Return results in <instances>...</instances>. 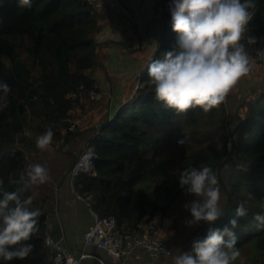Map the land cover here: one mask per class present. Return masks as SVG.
Listing matches in <instances>:
<instances>
[{
  "label": "trees",
  "instance_id": "16d2710c",
  "mask_svg": "<svg viewBox=\"0 0 264 264\" xmlns=\"http://www.w3.org/2000/svg\"><path fill=\"white\" fill-rule=\"evenodd\" d=\"M172 2L156 1L157 7L164 11L152 62L178 48V37L172 30ZM255 3V15L241 41L246 51L253 53L264 46V0ZM105 8L103 5L94 9L77 0H30V6L24 7L18 6V0H0V45L4 48L1 55L10 62V76L5 81L11 89L7 107L0 110L3 191L18 192L22 199L31 197L21 180L22 150L36 148V141L27 139L23 133L26 118L35 137L50 128L53 139L61 132L68 138L73 133L67 130L73 109L77 106L84 109L81 100L85 94L99 91L92 74L98 67L97 40L106 27L99 14ZM248 36L255 37L256 43L249 45ZM2 65L0 60V68ZM108 75L105 80H109ZM3 79L4 75H0V81ZM148 81L147 68L139 78V87L127 92L123 104L99 126L92 140L94 175L81 173L75 180V191L80 196H91V211L100 217L112 216L116 230L128 235L137 231V226L152 223L156 216L161 219L168 216L176 199L185 194L178 181L182 170L210 167L220 181L225 200L222 215L211 225L206 223L196 240H203L209 227L222 228L235 218L236 247L239 251L244 246L252 248L249 264H264V229L258 230L254 220L255 215L264 214V92L242 102L231 127L234 121L226 118L223 109L228 96V100L207 113L197 107L176 115L156 100L154 86ZM71 93L75 97H70ZM162 132L172 139L168 149L176 148L177 141L184 139L182 164L176 174L161 175L151 190L147 185L137 188L136 183L149 172L172 163L165 156L163 138H157ZM225 166L229 175H224ZM242 201L247 215L237 217L236 209ZM29 207L41 213L37 218L38 230L25 242L33 245V251L24 260L7 264L47 263L45 211L33 202ZM259 251L261 254L256 255ZM0 264L6 262L0 260ZM233 264L240 263L236 259Z\"/></svg>",
  "mask_w": 264,
  "mask_h": 264
},
{
  "label": "clouds",
  "instance_id": "9594fccd",
  "mask_svg": "<svg viewBox=\"0 0 264 264\" xmlns=\"http://www.w3.org/2000/svg\"><path fill=\"white\" fill-rule=\"evenodd\" d=\"M18 6H30V0H18ZM256 7L255 0H173L172 30L177 34L178 48L148 66V83L154 86L155 98L164 108L176 115L197 107L207 113L225 101L251 70L250 56L241 41ZM247 43L255 44L256 38L248 36ZM10 91L9 85L0 81V110L7 107ZM53 136L50 128L38 136L37 148L48 150ZM184 142L177 141L178 145ZM48 178V170L40 164L30 165L26 177L21 176L25 189L42 185ZM178 181L185 194L194 197L184 205L192 217L189 226L201 221L211 225L222 215L220 181L212 168L184 169ZM0 195V260L7 264L31 254L33 245L25 242L38 230L37 218L41 213L30 209V197L22 199L18 192L3 191V180ZM245 215L242 201L236 216ZM254 220L258 230L264 229V214L255 215ZM237 226L234 218L222 228L209 227L203 240L194 241L191 252H178L173 257V264H233L240 256L233 231Z\"/></svg>",
  "mask_w": 264,
  "mask_h": 264
},
{
  "label": "crops",
  "instance_id": "0c3cea01",
  "mask_svg": "<svg viewBox=\"0 0 264 264\" xmlns=\"http://www.w3.org/2000/svg\"><path fill=\"white\" fill-rule=\"evenodd\" d=\"M97 1L101 2V6L105 5L106 7L102 10L101 15L99 14V19H105L106 27L99 34L96 44L99 50L104 49L105 51V64L106 66L109 65L107 67L111 69L113 63L118 59L120 60L124 55L128 56L131 65L137 66L133 72L137 76L134 80L138 79V83L139 78L152 62L150 50L154 51L159 45L161 19L157 21V0ZM248 54L250 56V64H253L251 62L253 51H249ZM253 70H250L242 78L252 76ZM100 71L96 69L92 74L99 91L102 90L100 84L106 83L105 79L108 75V71H102V75L99 74ZM108 76L110 78V75ZM134 86L135 84L129 85L125 92H130L137 84ZM228 98L230 100L229 94ZM228 98L226 99L228 100ZM83 99L81 100V104L84 105V109L81 111L82 118L74 119L73 122L76 127L71 136L65 138L66 134L61 132L46 151L39 150L37 146L31 152H27L25 149L22 150L24 156L23 176L26 177L30 165L40 164L48 170L49 178L46 183L29 187L32 202L36 207L42 206L44 208L46 235L62 241L65 247L72 250H79L82 247V235L92 225V214L88 208L92 198L89 195H78L74 189L75 182L73 187L70 186L69 170L84 152L89 149L95 152L92 147V140L99 132V126L106 122L107 119H110L111 115L117 111L120 104H123V101L127 98L126 96L117 98L114 103L112 101L113 98L107 99L110 101H108L106 111L101 116L98 113L96 114L94 110L96 106H100L106 99L102 97L96 105L90 104V106L89 102L85 100V96ZM25 126L26 129L23 132L25 137L30 140L35 138L36 134L28 117L26 118ZM35 141H37V137ZM85 173L90 174L89 172ZM90 175H94V172ZM63 177L65 179L61 182ZM89 197L90 200L88 199ZM180 222L177 221L178 224ZM169 223L167 216L163 219L156 216L152 222L156 228L159 227L162 231V238L173 251L170 257L151 260L143 252L137 250L128 256L122 257L121 261L117 263L111 260L104 252L94 247H89L87 252L94 258L89 257L82 261L81 264H173V257L177 254H174L175 247L172 241L175 236L174 230L171 228V223L167 226ZM190 246L191 244L189 248ZM51 253L52 250L46 248L45 259L47 261Z\"/></svg>",
  "mask_w": 264,
  "mask_h": 264
},
{
  "label": "rangeland",
  "instance_id": "374dc122",
  "mask_svg": "<svg viewBox=\"0 0 264 264\" xmlns=\"http://www.w3.org/2000/svg\"><path fill=\"white\" fill-rule=\"evenodd\" d=\"M162 14L163 12L160 14V16H158L157 21L161 19ZM3 50L4 48L0 45V60H3V65L0 68V75H4L3 82L8 84V82L5 80L8 79L10 76V71L8 68L10 66V62L8 59L4 58L1 55V52ZM100 50L97 47L95 51V55H96L95 59L96 62L98 63L97 69L101 70L99 73L100 75H102L101 74L102 71L103 72L108 71L110 78L109 80H106V83L100 84V86H102V90H100L101 92L100 91L98 92L101 95V99L103 97L106 100L105 102L103 101L100 106L95 107L94 111L96 114L98 113L99 116H101L106 111L108 101H110L107 99H109L110 97L113 98L112 101L114 103L116 102L117 98L120 97L123 98L127 94V92H125L126 91L125 88L128 87L129 85L135 84L136 86L137 84L136 87L134 86L135 88H133V90H136L139 87L138 86L139 83H137L138 79L134 80L137 76H135V73L133 72L137 66L131 65V61L128 59L129 58L128 56L124 55L120 60L118 59L115 63H113L111 69H109L108 68L109 65H107L108 66L107 67L105 64L106 62V55L104 53L105 51L104 49H100ZM153 52H154L153 50L152 51L150 50V55H152ZM251 62H253V64H250L251 70L254 69L252 76L241 78L237 82V84L233 87V89L229 93L230 100H228L223 107L226 114V118H230V120L233 119L234 121L233 123L231 122V127L235 124V115L237 114L238 112L237 109H239L242 102L243 101L246 102V99L248 97L249 98L251 97L250 99H252L253 98L252 96L257 95L260 91H264V62L261 64L257 63L254 58V53L252 54ZM88 104L89 106L90 104L96 105V103H91V102H89ZM82 109L83 108H81L80 106L75 107L70 115V119L71 120L79 119L80 117L77 115L78 113L77 111L81 112ZM24 129H26V126L24 127ZM229 130L230 129L228 128V131ZM183 132L184 131H181V133ZM158 137L163 138L162 145L165 149L164 150L165 156L169 159H172V163L163 169L158 168L154 171L149 172L146 176H144L141 180H139L136 183L137 188L144 187L147 185L150 187L149 190H151L154 185L153 182L154 181L159 182V180L161 179V175L170 176L171 174H176V172H178L179 170V166L182 164V162L180 161V154L182 153V145H178L176 148L169 147L168 149L167 145L172 139L163 136V132L157 135V138ZM35 138L31 140L34 141ZM188 143L191 142L189 141ZM35 149L36 148L25 149V151L31 152ZM229 173L230 170L227 169L224 175H229ZM224 200H225V196L223 194V191L221 190V199L219 201L220 209L222 208ZM190 201H191V195L183 194L176 199L172 207H170V209L168 210L167 219L170 221L171 228L174 230L175 236L172 238V241L175 247L174 254L177 255L178 252L184 253V252L192 251V245L194 241H196V239H198L200 235H202V227L205 226L203 221H201L198 225L189 226L188 221L192 220V217L190 211L186 210L184 205L186 203H189ZM177 221L178 222L181 221V222L178 224ZM170 223L167 224V226L170 225ZM190 244L191 246L189 248ZM251 250L252 248L244 246L239 251L240 256L237 258V260L239 261L240 264H249L252 261ZM171 252L173 254L172 250ZM260 254H261L260 251L256 253V255H260Z\"/></svg>",
  "mask_w": 264,
  "mask_h": 264
},
{
  "label": "built area",
  "instance_id": "2783aa9c",
  "mask_svg": "<svg viewBox=\"0 0 264 264\" xmlns=\"http://www.w3.org/2000/svg\"><path fill=\"white\" fill-rule=\"evenodd\" d=\"M77 1L87 3L94 9L102 5L97 0ZM162 11V8L159 7L158 16H160ZM254 58L259 64L264 62V46L258 47L254 51ZM70 97H75V94L71 93ZM100 99V93L94 90L88 91L85 95V100L91 103H97ZM77 112V115L82 118V113L80 111ZM72 121L74 119L68 121L67 130L69 132H73L76 127ZM94 158L95 152L90 149L81 155L68 173L70 186L73 187V183L80 173L89 172L93 166ZM88 199L90 200V197ZM88 208L92 214V225L82 235V247L79 250H72L65 247L62 241L46 236L44 239L45 247L52 250L46 264H81L82 261L89 257L94 258L87 252L89 247H94L104 252L111 260L117 263L121 261L122 257L128 256L137 250L143 252L151 260L172 255L171 249L161 236L162 231L152 223L142 228L138 227L137 231L124 235L116 230L115 220L112 216L100 217L91 211L89 204ZM166 252H170L171 255H166Z\"/></svg>",
  "mask_w": 264,
  "mask_h": 264
},
{
  "label": "water",
  "instance_id": "95a60500",
  "mask_svg": "<svg viewBox=\"0 0 264 264\" xmlns=\"http://www.w3.org/2000/svg\"><path fill=\"white\" fill-rule=\"evenodd\" d=\"M109 119H107L106 120V122L108 121ZM94 160H95V158H94ZM70 171V170H69ZM94 172V168H93V166H92V168L89 170V173L90 174H92ZM64 179H65V177H63V179L61 180V182H63L64 181ZM56 238H54V240H55Z\"/></svg>",
  "mask_w": 264,
  "mask_h": 264
}]
</instances>
